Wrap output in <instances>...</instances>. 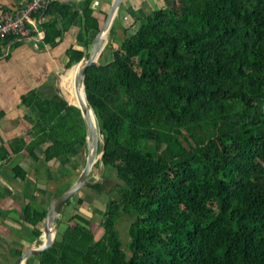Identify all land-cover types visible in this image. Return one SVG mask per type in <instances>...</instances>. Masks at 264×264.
Wrapping results in <instances>:
<instances>
[{
	"label": "trees",
	"instance_id": "16d2710c",
	"mask_svg": "<svg viewBox=\"0 0 264 264\" xmlns=\"http://www.w3.org/2000/svg\"><path fill=\"white\" fill-rule=\"evenodd\" d=\"M93 1L51 0L38 14L47 44L81 19L68 68L87 58L102 26ZM122 10L115 21L125 38L84 82L106 145L96 165L116 169L126 188L108 204L100 240L77 196L37 261L264 264V0H175L130 29ZM44 103L35 146L49 143L47 161L66 165L87 142L85 118L65 99ZM122 213L133 219L127 248L112 244L121 243ZM46 214L26 211L40 227Z\"/></svg>",
	"mask_w": 264,
	"mask_h": 264
},
{
	"label": "crops",
	"instance_id": "0c3cea01",
	"mask_svg": "<svg viewBox=\"0 0 264 264\" xmlns=\"http://www.w3.org/2000/svg\"><path fill=\"white\" fill-rule=\"evenodd\" d=\"M29 1L0 0V13L15 11ZM112 1L94 0V14L104 21ZM174 2L123 0L122 24H134L145 14L171 7ZM81 24V19L77 20L56 44L44 43V36L0 41V264H14L26 251L40 247L44 225L36 226L27 220V208L41 213L48 211L52 201L64 194L83 171L78 167L85 159L82 150L80 156L62 165L55 160L47 161L45 149L49 143L35 146L40 139L39 101L44 106V101L62 98L72 104L67 97L66 76L75 65L67 67L68 51L76 42ZM31 93L39 98L37 104L36 100L32 104L25 101ZM101 164L94 167L89 179L92 185L101 183L102 191L84 188L79 194L86 202L84 213L91 218L94 215L99 226H103L108 204L120 200L126 188L116 169L104 172ZM39 232L41 237L37 236ZM32 263L39 264L37 260L29 264Z\"/></svg>",
	"mask_w": 264,
	"mask_h": 264
},
{
	"label": "water",
	"instance_id": "95a60500",
	"mask_svg": "<svg viewBox=\"0 0 264 264\" xmlns=\"http://www.w3.org/2000/svg\"><path fill=\"white\" fill-rule=\"evenodd\" d=\"M123 0H113L111 7L108 11V14L103 21V24L96 34L95 38L92 41L90 46L87 58L83 59L81 62V68L77 77V82L80 81L84 85L85 89V76L87 73V69L89 66L98 65L99 64V57L107 43L104 41L103 34L106 30L107 26L110 23V29L112 27L113 21L118 14L120 6ZM109 29V30H110ZM86 94V90H85ZM87 97V94H86ZM88 99V98H87ZM89 102V101H88ZM90 105V103H89ZM81 109V112L85 118L87 124V142L82 149V155L86 159L85 166L83 171L81 172L80 176L74 182V184L61 196L55 198L52 201V204L47 211L45 220H44V233H43V244L38 248H33L26 251L20 258H18L14 264H29L33 261L39 260L48 250H50L58 237L59 233V225L55 228V222L63 216V211L66 206L73 201L77 196H79L80 192L88 187L91 186L93 183L89 179L95 165L102 160L103 155L100 153V143H103V151L106 149L105 142L101 140L100 133L101 130L97 125V120L93 109L87 108L85 104H81L78 106ZM55 232V234H54Z\"/></svg>",
	"mask_w": 264,
	"mask_h": 264
},
{
	"label": "rangeland",
	"instance_id": "374dc122",
	"mask_svg": "<svg viewBox=\"0 0 264 264\" xmlns=\"http://www.w3.org/2000/svg\"><path fill=\"white\" fill-rule=\"evenodd\" d=\"M132 24L133 23L126 24V25H124V28L130 29V27H135L136 26V23H134L133 25ZM120 26L121 25H120L119 19H117L115 21V25H114V31H115V33L111 36V32L109 31L108 37H107V43H106V45H105V47H104V49L102 51V56L99 57V61H102L103 63H108V62H110L112 60L114 50L119 48V44L122 42L123 38H125V36H126L125 33H124V31H122V29L120 28ZM82 62H80L79 64H82ZM77 77H78V74H77V76L75 78V85H73L72 81H69L68 82L69 83V86L68 85L67 86L69 88H71V90H73L74 92L76 91L80 96H82L81 83L80 82L79 83L77 82ZM67 94H68V92H67ZM246 117H247V114L244 113V118H246ZM84 161H86V160L85 159L82 160V164H80L81 167L78 165V167L80 169H83L84 168V166H85ZM100 166H103L104 172L113 169V167L107 166V165H104V164H101ZM72 209L73 208L66 207L64 209V211H63V214L64 215H67V213H70ZM67 216H69V215H67ZM62 217L60 219H62ZM87 217L89 219L91 218L90 216H87ZM94 218H95V216L93 215L90 220L93 223V226H92L93 227V231L96 233L97 239L100 240L104 236V232H101L102 231L101 229H103V226L101 224L99 226L96 223L97 221L96 220L94 221ZM60 219H58V220H60ZM58 220L55 222V228L59 224V221ZM119 220L120 221H119V224H118V229H119L120 234H121L120 235L121 236V243H117L115 241V242H112V244L115 247H119V248L126 247L127 248L128 243L131 241L130 227L132 225L133 219L130 218L129 216H127V215H125V214L122 213L120 215V217H119ZM96 225H98V227H95L94 228V226H96ZM100 233H103V234L100 235Z\"/></svg>",
	"mask_w": 264,
	"mask_h": 264
},
{
	"label": "built area",
	"instance_id": "2783aa9c",
	"mask_svg": "<svg viewBox=\"0 0 264 264\" xmlns=\"http://www.w3.org/2000/svg\"><path fill=\"white\" fill-rule=\"evenodd\" d=\"M50 1L30 0L15 11L1 12L0 40L11 36L16 39L43 37L44 31L38 28L43 18L38 17V14L46 9Z\"/></svg>",
	"mask_w": 264,
	"mask_h": 264
},
{
	"label": "bare ground",
	"instance_id": "6f19581e",
	"mask_svg": "<svg viewBox=\"0 0 264 264\" xmlns=\"http://www.w3.org/2000/svg\"><path fill=\"white\" fill-rule=\"evenodd\" d=\"M109 29H110V23L107 26L106 30L104 31V34H103L104 41H106V39L108 37V33L110 31ZM80 68H81V64H79V63L73 67V69L70 71V74L68 76H66V79L68 80V82L72 81L73 85H75L74 75L79 74ZM80 83H81V89H82V96H80L76 91L74 92L73 90H71V88H69V92H68L67 97L72 104H74L76 106H81V104H85V106L90 109V105H89L88 99H87L86 94H85L84 85L81 81H80ZM54 234H55V232H54Z\"/></svg>",
	"mask_w": 264,
	"mask_h": 264
}]
</instances>
